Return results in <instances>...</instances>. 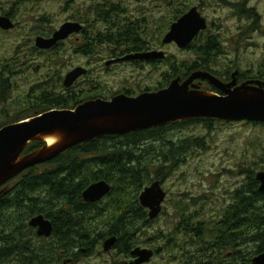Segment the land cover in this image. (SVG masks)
Returning a JSON list of instances; mask_svg holds the SVG:
<instances>
[{
  "label": "rangeland",
  "instance_id": "rangeland-1",
  "mask_svg": "<svg viewBox=\"0 0 264 264\" xmlns=\"http://www.w3.org/2000/svg\"><path fill=\"white\" fill-rule=\"evenodd\" d=\"M114 1L122 3L125 16L135 19L139 25L142 17L151 20L148 22L149 27L141 28V35L151 46L147 51L163 50L167 57L179 62L197 58L192 49H180L175 43L163 44L162 40L172 25L170 21L173 15L167 0ZM182 1L189 5L184 9L186 12L197 6L207 18L209 28L203 35L204 39L212 35L220 37L223 54L216 60L217 69L230 71V76L236 69L239 70L240 81L255 78L264 60V0ZM90 3L91 0H0V15L12 11L17 25L9 32L0 30V79L8 83L9 78L10 82L9 90L0 92V126L10 122L30 105L27 96L33 92V86L41 84L42 88L51 87L52 78L56 81L60 78L57 92H65V75L78 66L86 67L90 74L77 82L73 89L79 92L91 88L93 94H98L96 98L106 100L125 91L135 96L145 91H154L153 88L166 82V75L171 73L169 63L152 65L143 62L140 66H134L124 62L107 66V61L116 57L111 55L109 46H104L95 56H86L76 52L75 37L64 41L57 51L58 58L54 53L30 54L35 48L38 35H42L43 31L46 34L53 33L64 23L72 21L76 15L83 14ZM243 4L257 11L259 21L255 27L253 21L244 16L237 6ZM153 17L157 21L152 22ZM162 26H167L164 33ZM159 38L161 44H158ZM12 67L18 71L14 76L9 71ZM225 81H229L227 77ZM202 86L209 85L203 81ZM168 134V138L175 142L189 138H202L203 142L200 147L191 148L185 161L169 172L164 182L161 181L168 196L160 216L156 220H149L148 225L136 221L140 225L134 230L140 231L137 240L141 246L150 244L161 250L146 264H192L186 261L193 255L191 248L185 251H165L167 239L164 236L174 235L172 232L180 226L178 206L187 203L191 205V211L202 212L200 219H217L232 202V193L248 180L246 173L255 170L256 176L259 171H264V127L245 122H214L212 129H208L201 123H191L177 127ZM162 142L156 145L160 146ZM154 177L152 174L153 180L149 185L160 181ZM194 202L196 205H193ZM180 238H184V235L175 236V239ZM261 241H241L238 249L244 254L255 256ZM229 250L232 249L224 252L218 249L209 251V256H213L217 264H240L241 260L235 262L233 258L223 259ZM106 259L109 258L93 259L91 264H104Z\"/></svg>",
  "mask_w": 264,
  "mask_h": 264
},
{
  "label": "trees",
  "instance_id": "trees-1",
  "mask_svg": "<svg viewBox=\"0 0 264 264\" xmlns=\"http://www.w3.org/2000/svg\"><path fill=\"white\" fill-rule=\"evenodd\" d=\"M167 4L173 13L171 24L185 14L184 9L189 6L182 0H167ZM237 6L244 16L253 21V27H255L259 21L257 11L247 8L244 4ZM5 13L14 17L12 11ZM155 21L157 19L153 17L152 22ZM148 22H151L149 18L142 17L139 25L135 19L125 16L120 2L94 0L92 17L86 20L90 26H87L84 31L86 36L84 41L90 50L77 49L76 52L86 56H95L101 48L100 46L104 44L110 47L111 55L116 57L130 52L150 50L151 46L141 35V28L149 27ZM166 29L167 26L163 28L162 33ZM204 33L205 31L187 48L194 50L197 56L195 60L179 62L167 57L164 60L150 61L152 65L166 62L171 66V73L166 75V82L152 90L167 87L177 77L185 80L196 70L209 71L224 81L225 77L228 80L231 79L230 71L220 70L216 67L218 56L223 54L220 37L212 35L204 39ZM41 34L49 36L44 31ZM63 44L64 42H61L55 48L47 51H41L35 47L30 54L34 52L37 54L54 53L58 58L57 51ZM158 44H161L160 38ZM18 52L20 53L19 50ZM21 55L23 56L22 53ZM143 62L136 61L135 66H140ZM9 71L12 76L18 72L14 67L9 68ZM89 74L90 72L84 77H88ZM243 78L246 79V76ZM252 79L264 81V60L260 63L255 78ZM7 82L4 83L0 79L1 93L9 90V78H7ZM52 82L51 87L42 88L41 84L33 86V92L27 96L30 105L21 110L10 122L1 125L0 128L52 109H75L85 101L98 96V94L92 93L91 88L76 92L73 88L77 83L70 88L65 87V92L58 93L57 84H60L61 79L56 81L52 78ZM204 82L209 86H202L203 90L220 93L210 82ZM39 86H41L40 89ZM37 92L41 93L37 94ZM129 94L131 93L129 92ZM214 122L228 123L208 118L175 121L128 134L96 138L68 149L49 162L25 170L1 186L0 222H26L34 215L43 214L56 224L80 221L108 223L140 221L148 223V213L141 206L139 195L152 182V174L155 175L156 180L164 182L168 173L185 161L190 149L200 147L203 142L202 138H189L175 142L168 138L170 135L168 133L175 131L177 127L191 123H201L205 128L212 129ZM245 123L264 127V123ZM159 141H163L160 146L156 145ZM46 144V141L31 142L26 147L24 154L32 153ZM246 174L248 180L232 193V202L222 210L217 219L210 221L200 219L202 212L191 211V205L187 203L178 206L180 226L177 228L186 231L187 237L186 239L173 238L168 241V236L162 235L167 239L165 251H185L187 248H191L193 255L186 261L192 262V264H217L213 256H209V251L213 252L218 249L224 252L227 249L238 248L241 241L246 242L250 233L254 240H262L256 253L263 251L264 193L259 191L255 170L248 171ZM98 180H106L111 183L112 191L99 202H85L83 191ZM193 205H196V202ZM130 229L134 228L128 225L125 227L110 226L108 231L110 236L117 235L119 238H123L125 232ZM121 231L124 235L120 234ZM239 256H237V260ZM240 258L248 259L247 255H242Z\"/></svg>",
  "mask_w": 264,
  "mask_h": 264
},
{
  "label": "water",
  "instance_id": "water-1",
  "mask_svg": "<svg viewBox=\"0 0 264 264\" xmlns=\"http://www.w3.org/2000/svg\"><path fill=\"white\" fill-rule=\"evenodd\" d=\"M15 28L12 17L0 15V29L10 31ZM208 28L207 18L194 6L171 25L162 42L175 43L180 49H186ZM83 29V24L68 21L51 36L38 35L35 45L41 50H50ZM166 57L163 50L138 51L109 60L106 64L163 60ZM88 72L83 66L69 71L63 80L64 87L74 86ZM238 73L235 71L232 80L225 82L209 71L196 70L185 80L177 77L167 87L157 91H145L137 96L118 94L109 100L90 99L75 109H52L5 125L0 128V187L25 170L49 162L68 149L108 135H123L195 118L264 123V81L249 79L239 83ZM202 81L210 82L220 93L203 90ZM51 134L60 137L54 146L46 144L32 153L24 154L29 143L46 141L42 136ZM256 180L259 191L264 193V171L256 174ZM112 188L108 181L98 180L83 191V199L88 203L99 202ZM167 196L161 181H154L141 192L139 202L149 210L150 220H155L161 214ZM30 224L39 227L40 235L49 236L52 232V221L43 214L33 217ZM116 242V236L109 238L105 242V249H111ZM133 254L138 256L135 262L143 264L151 261L154 251L137 247ZM241 264H264V252L251 262Z\"/></svg>",
  "mask_w": 264,
  "mask_h": 264
},
{
  "label": "flooded vegetation",
  "instance_id": "flooded-vegetation-1",
  "mask_svg": "<svg viewBox=\"0 0 264 264\" xmlns=\"http://www.w3.org/2000/svg\"><path fill=\"white\" fill-rule=\"evenodd\" d=\"M92 10L93 1L91 0L89 7L86 8L83 14H79L76 15V17H73L72 21L79 22L84 25V29L80 33H75L70 38H68H76L74 42V47L76 50H90V47H88V44L84 41V38L86 37L84 31L87 26H90L89 23H86V20L92 17ZM105 28L106 27L104 26V29ZM0 30L3 31L2 29ZM52 34L53 33L49 34V36H51ZM105 45L107 44L101 45L100 49H102ZM121 56H117L112 60H116ZM136 61H144V63H150V61L156 60H133L120 62L115 61L112 64L128 62L132 63V65L135 66ZM235 71L239 72V70L237 69ZM232 74L231 79L225 82H230L232 80ZM239 75L240 72L238 73L239 83L244 82L240 81ZM82 78L83 77H81L77 82H79ZM119 94L135 96L129 94V91H125ZM145 209L147 210L149 219V210L147 208ZM37 215L30 217L26 222H0V264H91V261L93 259H101L103 257L109 258L103 261L105 262L104 264H137L135 261L138 256L133 254V251L137 247L148 248L153 250V258L159 252H161L160 248H154L150 244H146L147 246H141V244H139L137 240L140 231L134 229L126 231L125 237L123 238H119L117 235H109L110 232L108 231V229L110 226L125 227L128 225L129 227L135 228L140 225V223L138 222L108 223L80 221L59 224L52 222L51 234L49 236H44L39 234V227L30 224V220ZM46 218L51 220L48 217ZM142 224L148 225L147 223ZM66 226L68 227L66 228ZM172 233H174V235L169 236L168 240L173 239L175 238V236L177 237L181 234L184 235L185 239L187 237L186 231H182L180 228H176L175 231H173ZM120 234H123V232L121 231ZM113 236L117 237V242L111 249L106 250L105 242ZM247 240H254L252 237V233L249 234ZM240 246H238V248ZM238 248H232V250H229L227 256H224L223 259L227 260L229 258H233L236 262L237 256L240 255L237 261L241 260V264L243 262H251L255 256L264 252L263 250L260 253H255V256L252 255L250 257L248 254H244L243 251ZM242 255H247V258H250H248L247 260H243V258H240Z\"/></svg>",
  "mask_w": 264,
  "mask_h": 264
},
{
  "label": "bare ground",
  "instance_id": "bare-ground-1",
  "mask_svg": "<svg viewBox=\"0 0 264 264\" xmlns=\"http://www.w3.org/2000/svg\"><path fill=\"white\" fill-rule=\"evenodd\" d=\"M46 141L49 147L54 146L58 141H60V137L58 135H43L42 136Z\"/></svg>",
  "mask_w": 264,
  "mask_h": 264
}]
</instances>
